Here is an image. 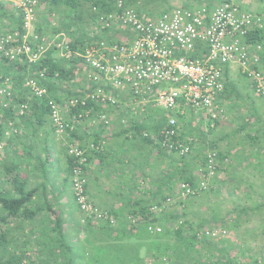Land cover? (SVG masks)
I'll list each match as a JSON object with an SVG mask.
<instances>
[{"label": "trees", "instance_id": "1", "mask_svg": "<svg viewBox=\"0 0 264 264\" xmlns=\"http://www.w3.org/2000/svg\"><path fill=\"white\" fill-rule=\"evenodd\" d=\"M42 1L38 0L36 18ZM141 1H143L142 5L151 1L157 5L160 0H125L124 5L132 7L138 13H143L142 5L139 4ZM50 3L46 6L47 12L66 11L61 7L68 10L66 15L70 19V24L68 23L67 28H61V30L64 29L68 36L66 37L62 32L66 37V44L72 50L69 57H62L58 48L50 47L39 60L29 64L24 60L11 61L4 52L0 51V88L5 87L7 90L0 94V264H264V243L256 242L254 247L248 243L252 240H264V215L255 220L256 226L245 228L244 236L245 234L254 235L251 240L247 238L248 242L239 240L240 237L234 233L241 223L251 220L256 210L259 209L264 214L262 189L264 187L261 186L262 182L264 185V164L261 160L258 163L260 169L254 168L253 172L251 171L252 177L257 180L247 181L245 184L237 182L236 173L231 174L232 172L228 169L231 166L229 160L226 167L221 170H225L228 181L235 182L228 189L238 193L241 191L242 195H250L243 199L249 200L251 206L239 204L235 208L226 209V204L223 203L227 198H224V195L229 197L230 194L225 191L226 194L220 192L218 195V191L223 190L222 187L227 186V183L219 182L217 179L212 188L173 204L166 203L167 197L172 195L174 190V186L171 188L169 186L167 193L163 192V195L159 197L155 196L157 193H154L146 200L140 198L130 201L124 209V214L118 210L103 209L92 201L105 216L97 220L90 217L83 220L80 213L84 240L75 245L73 242L76 236L65 232L61 209L51 208L48 201H45V204H39L33 200L36 191L42 190L44 195L45 190L42 185L37 184H31V188H28L31 176H21L17 160L22 156L30 159L28 160L30 165H35L34 171L38 174L42 172L47 179L45 167L50 155L49 143L52 134L62 138L67 160L65 170L70 177L73 173V165L80 158L76 157L74 152H70V149L76 147L82 151L86 160L81 168L86 178L85 186L88 195L86 166L92 152H101L103 144L93 140L83 141L85 138L79 135L78 129L84 121L90 124L88 128L106 126L100 121L93 123L92 119L95 118L93 116L97 117L105 113L106 119L110 122L104 108L111 106L115 111L119 110L122 116L125 115L123 122H130L132 125L130 130H135L147 143L155 142L156 144L158 142L151 136H145L144 132L148 130L157 135L161 126V123L153 117L146 118L148 115L140 116V119H147V121L135 120L130 116V107H126L125 103H119L118 106L96 100H87L84 103L78 101L75 105L69 103L71 99L85 94L84 89L94 91L96 86L92 83L86 64L79 54L87 45L94 44L99 38H104L110 44H121L126 42V37L119 36L116 39L109 37L108 33L112 30L123 32L119 28L99 29L93 28L90 24L97 25L94 23V15L97 12L93 10V6L104 14L119 12L114 0H52ZM172 8H166L162 12ZM7 10L10 9L0 4V36L4 31L12 29L22 32V20L18 11L15 8L11 11ZM250 13L261 15L257 12ZM149 15L153 16L152 13ZM12 20H18L14 26H12L14 24ZM35 30L39 33L44 32L38 27L37 22H35ZM59 31L57 29L56 32L55 29L53 32ZM256 33V30H251L246 35V41L259 42L264 47V42L256 39ZM28 77L36 79L39 85L46 88V92L40 96L35 95L31 88L24 85ZM224 87L226 90V85ZM104 90L108 92V86H105ZM50 101L63 106L64 130L61 134L57 132V126L50 116L52 110ZM21 105H25L22 113H20ZM64 105H66L65 108ZM153 105L150 103L142 105L141 115L149 112ZM154 115L158 118L163 116ZM176 115L180 118L183 116L178 113ZM42 132L47 134L43 139L40 138ZM34 138L43 145L46 160H41L39 154L37 156L33 154L36 142L33 141ZM221 152L219 150L221 158H228L224 152ZM34 178H37L35 173ZM180 179L192 185L197 181L191 174H182ZM246 185L250 193L245 191ZM251 194L261 202L255 203L257 199ZM220 204H222L220 210L223 215H220V211L216 208V206L219 208ZM176 206H184V208L180 209ZM232 213L235 216L231 222L228 221V216ZM214 228H223L226 234L219 237H212L205 233L200 237L197 235L199 230L210 231ZM75 230L79 231L80 228L75 227ZM228 232L231 235L228 236ZM233 233L236 240L230 238Z\"/></svg>", "mask_w": 264, "mask_h": 264}, {"label": "built area", "instance_id": "2", "mask_svg": "<svg viewBox=\"0 0 264 264\" xmlns=\"http://www.w3.org/2000/svg\"><path fill=\"white\" fill-rule=\"evenodd\" d=\"M124 2L114 0L120 11L107 14L93 6L97 12L94 15L97 25L90 23L91 26L119 28L125 32L126 42L110 44L99 38L86 46L79 55L96 86L94 91L84 89L85 94L71 99L70 104L96 100L118 106L126 92L130 96L127 106L132 115L140 114L142 105L154 104L169 114L164 120L156 119L161 123L157 135L148 130L144 135L153 137L160 149L186 157L192 151L193 140L182 134L174 113L183 115L186 108L204 112L211 126L224 118L226 109L219 97L225 88L227 65L236 64L240 73L249 80L254 94L264 98V47L259 42L248 43L245 39L251 30L264 29V17L242 11L238 0H222L212 9L205 5L196 8L176 6L159 16L138 13L125 6ZM0 4L15 8L22 20V32L12 29L0 36V51L9 60L34 63L50 47L58 48L62 57L72 54L63 33L51 36L35 30L38 0H0ZM24 85L37 96L46 92V88L34 78H26ZM105 86H108V92H105ZM6 91L5 87L0 88V94ZM49 103L52 109L50 116L61 134L64 130L63 106L53 101ZM24 108L25 105L20 106V113ZM93 117V123L100 121L107 127L110 125L105 113ZM70 152L80 157L73 165L70 177L73 201L83 220L89 217L100 219L105 214L86 194V178L81 168L86 159L76 147H72ZM221 161L215 147L207 149L203 162L197 168L196 184L193 186L187 181L177 183L174 195L168 196L166 203L184 200L208 189ZM223 162H228V159L224 158ZM203 233L219 237L226 231L223 228L197 231L199 237Z\"/></svg>", "mask_w": 264, "mask_h": 264}, {"label": "crops", "instance_id": "3", "mask_svg": "<svg viewBox=\"0 0 264 264\" xmlns=\"http://www.w3.org/2000/svg\"><path fill=\"white\" fill-rule=\"evenodd\" d=\"M50 1L52 0H43L40 3V12L36 18L37 25L44 31L43 33L53 34L58 29L60 33L63 32L65 34L66 32H64V29L62 31L61 28H67L70 22L69 17L66 15L68 10L61 7L62 10L66 11L63 13H56L55 10L47 12L46 6L48 3L49 5L51 4ZM238 1L239 7L242 10L264 15V0ZM219 2L220 0H160L157 5L153 1L147 2L148 4L146 5H142L143 1H141L139 4L142 5L141 10L144 14L148 15L152 13L153 16H158L162 10L172 8L173 6L196 8L205 5L208 9H212L214 4ZM9 9L7 11L14 10V8ZM17 21L12 20V23H14L12 26ZM3 24L7 25L5 22ZM55 29L56 32H53ZM124 33L112 30L108 35L116 39L119 36L123 37ZM66 37L68 36L66 35ZM255 37L264 42V30L257 32ZM241 79L246 84L245 87L248 93H251L257 101H261L264 104V98L254 94L252 87L249 85V80L240 73L236 64L226 66L224 75L226 90L219 99L226 104V96L231 94L232 87L235 88L237 82H240ZM120 103H125L126 107L129 104L127 92L122 94ZM151 108L153 107L151 106ZM104 110L110 120L108 127L101 125L88 128L87 126L90 124L84 121L81 128L78 129L79 135L85 138L84 142L93 140L103 144L101 152H92L86 166L88 196L103 209L118 210L124 214V209H126L130 201L133 202L140 198L146 200L149 195L154 193H157L155 196L158 197L163 195V192L167 193L169 186L171 188L176 182L182 180L180 179L182 174L195 176L197 168L203 160L205 148L210 149L212 145L217 147L220 152L222 151L221 153L224 152V155L228 156L229 164H231L233 172L237 174L238 177L235 178L240 184H245L249 180L248 178H253V169H260L259 160L264 164V107L259 111L256 110L257 115L253 114L256 126L253 128L252 125H248V128L254 129L253 132L249 129L248 132H242L241 130L243 125L249 121L248 119H244L240 126L236 124L232 128L231 126L227 128L224 122L226 117H224L211 128V125H207L208 119L204 112L201 113L200 111L186 108L181 118L174 113L176 117H179L177 119L182 134L192 137L193 140V150L185 160L174 153L161 150L155 142L147 143L143 138H140L141 136L135 130H130V126H132L130 122L124 123L122 121L125 115L122 116L119 110L115 111L111 106H105ZM145 110L147 109L145 108ZM226 110L225 116L228 117L227 114L230 110L227 106ZM160 111L161 113L155 114H161L164 118L169 114V112L164 110L160 109ZM150 113L147 111L142 115L140 113L137 115L130 114V116L138 120L140 116H149ZM153 118L156 117L153 116ZM142 120L147 121V119H140L138 121ZM46 136L47 134L42 132L40 138L43 139ZM33 141H36L33 147V154L35 153L36 156L39 154L41 160H46L43 145L40 142L38 143L37 138H34ZM63 147L62 138L52 134V139L49 143L50 155L47 159L48 164L45 167L47 179L44 178L42 172L39 174L35 172V165H30V159L24 156L17 160L19 173L21 176H31L28 188H31V184L42 185L45 190L44 195H42V190H38L33 195V200L39 204H45V201H48V204L53 209H58L59 207L62 211L61 217L64 220L65 231L77 233L76 227L84 232L80 224V212L73 201L70 176L65 170L67 160ZM31 158L33 159L34 156ZM220 167L221 172L226 165H221ZM222 172L225 173V170ZM233 172L231 174H234ZM34 173L37 178H34ZM243 175L245 176L240 178ZM217 180H219V177ZM214 183H216L215 180Z\"/></svg>", "mask_w": 264, "mask_h": 264}, {"label": "rangeland", "instance_id": "4", "mask_svg": "<svg viewBox=\"0 0 264 264\" xmlns=\"http://www.w3.org/2000/svg\"><path fill=\"white\" fill-rule=\"evenodd\" d=\"M7 8L9 9V8H12L11 6H7ZM88 26H89V24H88ZM49 33V32H48ZM44 35H51L52 36V33H49V34H47V33H44ZM246 86V84L245 83H243V81H242V79L240 80V82H237V85H236V87L235 88H233L232 89V91H231V94H229L228 96H226V106H227V108L230 110H228L229 112H228V117L226 116V120L224 121L225 122V125H227L226 127L227 128H229L230 126H231V128H232V126L233 125H238V126H240L241 125V123H242V121L245 119V120H249V121H247V125L246 124H244L243 125V127L241 128V130H242V132H248V129L249 130H251L252 132L254 131V129H252L251 127L250 128H248V125H252V127L254 128L255 126H256V122H255V120H254V117L252 116V114H255V115H257L256 113H257V111L256 110H260V109H263V103L260 101H257L252 95H251V93H248V90H247V88L245 87ZM251 95V96H250ZM260 107V108H259ZM151 113H150V115L149 116H147L146 118H148V119H150L151 117H156V118H154L155 120L158 118L156 115H154L155 113H161V111H160V109L158 108V107H156V106H154L153 105V108H151ZM149 111V112H150ZM161 119V118H160ZM224 126V125H223ZM216 129V128H215ZM214 129V130H215ZM240 129V128H239ZM213 130V131H214ZM211 131V130H210ZM239 132H240V130H238ZM238 133V132H237ZM201 147H202V145H201ZM209 147V146H208ZM206 149V148H205ZM255 164H257V163H255ZM232 166H229L228 167V169L230 170V171H232L233 172V170H232V168H231ZM220 173V175L218 176H216L217 178L219 177V182H222V183H227V186L226 185H224L222 188H223V190L221 189L220 191H218V195L220 194V192H225V191H227L229 194H230V196L229 197H227L226 195H224V198H227L226 199V202H224L223 204H226V209H232V208H235V206H238L239 204H248V206H251V204H250V202H249V200H244L243 198H245L246 196H248V195H242L241 194V191H239V189H238V191H239V193L238 192H234V191H230L229 189L231 188V186L230 185H232V184H235V182H230V181H228V179H226V174L225 173H223L222 171L221 172H219ZM218 173V174H219ZM249 180L248 181H256L257 179L256 178H248ZM263 179V178H262ZM262 180H260V182H261ZM216 185V184H215ZM217 186V185H216ZM230 186V187H229ZM261 186H263L264 187V185L262 184ZM229 188V189H228ZM220 188H218V190H219ZM244 189H245V191L246 192H248V193H250L249 192V190H248V186L246 185L245 187H244ZM263 189V191H264V188H262ZM233 190V189H232ZM231 192V193H230ZM223 193H221V195H223ZM211 194H213L214 195V193H212L211 192ZM224 194H226V193H224ZM239 196H241V199H239ZM250 196V195H249ZM248 196V197H249ZM251 196L253 197V198H256V197H254L252 194H251ZM211 198V197H210ZM238 198V199H237ZM212 199V198H211ZM257 200H256V202L255 203H260L261 202V200H259L258 198H256ZM206 201H207V199H205ZM175 203V202H174ZM76 205V204H75ZM222 204H220L219 205V208L216 206V208L220 211L219 212V214L220 215H223V212L220 210V206H221ZM173 206V205H172ZM185 206V205H184ZM184 206H176V208H184ZM80 212V211H79ZM81 213V212H80ZM255 214L252 216V218H251V220L249 221V222H243V223H241L240 225H239V227H238V229L237 230H235L234 231V233H236L237 235L236 236H238V237H240L239 238V240L240 239H243L244 241H247V238L249 239V240H251L252 239V237L254 236L253 234H245V236L243 235L244 234V230H245V228L246 227H248V226H256V224H255V220H258V218L259 217H261L262 215H264L263 213H262V211H260L259 209L258 210H256L255 212H254ZM234 214L232 213V214H230L229 216H228V221H231L232 222V219L234 218ZM254 221V222H253ZM65 232H67V231H65ZM70 232V234H73V236H76V239H74L75 240V242H73L74 243V245H75V243H77V242H82L83 240H84V232L83 231H78L77 233H74V232H72V231H69ZM234 233H233V235L230 237L231 239H234V240H236L235 239V235H234ZM229 235H231L230 234V232H228V236ZM239 242H242V241H239ZM248 242V241H247ZM256 242H261V243H264V240H257V241H250V242H248L249 243V245H251L252 247H254V245H255V243ZM246 243V242H245Z\"/></svg>", "mask_w": 264, "mask_h": 264}, {"label": "clouds", "instance_id": "5", "mask_svg": "<svg viewBox=\"0 0 264 264\" xmlns=\"http://www.w3.org/2000/svg\"><path fill=\"white\" fill-rule=\"evenodd\" d=\"M240 9H241V8H240ZM259 14H260V13H259ZM261 16L264 17V15H262V14H261ZM263 30H264V29H263ZM263 30H261V31H263ZM256 32H259V31L257 30ZM263 58H264V57H263ZM243 76H244V75H243ZM246 79H247V78H246ZM247 80H248V79H247ZM224 92H225V89H224V91L222 92V94H223ZM222 94H221V95H222ZM221 95H220V97H221ZM220 101L222 102V104L224 105V107H225V109H226V104H224V102H223L221 99H220ZM160 109H161V108H160ZM161 110H163V109H161ZM164 111H165V110H164ZM166 112H167V111H166ZM226 112H227V110H226ZM226 112H225V115H226ZM165 117H166V116H165ZM225 117H226V116H225ZM159 118H161L162 120L165 119L164 116H162V117L159 116ZM220 120H221V119H220ZM220 120H218V121H220ZM218 121H216V122L213 124V126H210V127H211V128L214 127ZM207 125H208V126L210 125V121H209V120H208ZM212 147H215V146L212 145ZM215 148L218 150V154H219V149H218L217 147H215ZM192 150H193V147H192ZM206 150H207V149H205V151H204V155H205ZM191 152H192V151H191ZM174 154H175V153H174ZM190 154H191V153H190ZM190 154H189L188 156H186V157H180V158H182V159L185 160V159H187V158L190 156ZM176 155H177V154H176ZM204 155H203V159H204ZM177 156H178V155H177ZM219 157H220V156H219ZM220 159L222 160L221 163H220V166H221V165H226L227 162H226V163L223 162V159H224V158H221V157H220ZM202 162H203V160L200 162V164H201ZM200 164H199V165H200ZM220 166H219V168H218V171H217V173H216V176H217L218 173L220 172V168H221ZM216 176H215V178H213V179L211 180V182H210V187H209L208 189L212 188V185L214 184V180L216 181V179H217ZM194 177H195V179L197 180V175H196V174H195ZM181 181H183V180H180V181L176 182V184L179 183V182H181ZM184 181H185V180H184ZM187 182H188V181H187ZM196 182H197V181H196ZM196 182L193 184V186L196 184ZM189 183H190V182H189ZM176 184L174 185V190H173L172 195H169V196H173V195H174V193H175V188H176ZM190 184H191V183H190ZM206 190H207V189H206ZM177 201H179V200H178V199H175L171 204H173L174 202H177ZM76 206H77V205H76ZM78 210H79V209H78Z\"/></svg>", "mask_w": 264, "mask_h": 264}]
</instances>
